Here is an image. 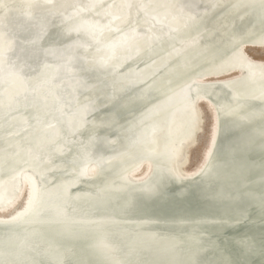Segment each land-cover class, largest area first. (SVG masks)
<instances>
[{"label":"bare ground","instance_id":"bare-ground-1","mask_svg":"<svg viewBox=\"0 0 264 264\" xmlns=\"http://www.w3.org/2000/svg\"><path fill=\"white\" fill-rule=\"evenodd\" d=\"M229 44L233 61L221 53ZM254 48L264 51V0H0V91L6 93L0 96V163L7 161L14 169L10 174L8 167L0 170V222L46 223L55 229L89 221L55 219L52 217L58 214L36 212L43 193L57 192L64 183L72 182L59 174L49 175V183L41 182L51 169L59 168L68 175V169L74 168L64 156L68 151L63 144L66 137L61 138L54 120L66 123L62 129L67 133L87 121L100 123L99 143L107 144L110 137L115 148L104 159L125 158L116 170L136 182L154 172L156 163L139 152L131 157L134 141L122 144L113 138L117 130L109 121L116 124L123 116L130 120L128 128L137 140L146 135L142 148L151 150L158 145L173 153L175 171L183 178L204 167L221 125L234 135L222 142L234 151L233 155L223 153L224 158L236 159L228 165L224 178L251 187L264 181V175L256 174L264 169V155L252 150L254 145L264 144L263 135L253 134L249 125L219 123V109H226V105L217 106L207 90L192 86L196 82H226L243 87L252 85L253 79H264V58L249 52ZM235 56L252 66L244 67ZM261 97L264 99V92ZM203 106L210 111L208 139L200 157L192 160L200 137L206 133ZM28 115L34 117L36 125L27 126ZM183 118L187 119L185 125ZM143 121L145 126L139 133ZM52 147L62 158L40 154L42 149L54 150ZM241 147H247L249 154ZM83 165L91 176L101 169L96 158ZM163 191L165 202L179 212L173 186L167 184ZM214 199L209 194L184 196L186 208L194 215L197 210L210 214L230 211ZM150 206L151 202L143 201L128 217L147 220L145 209ZM256 233L264 242V229ZM147 240L153 241V237ZM220 250L225 259L217 252L210 255L217 264H260L250 256L247 246L229 242ZM3 255L0 264H21L9 251ZM157 255L151 256L154 261L149 264H162V253ZM149 257L145 253L136 261L126 260L147 264Z\"/></svg>","mask_w":264,"mask_h":264},{"label":"water","instance_id":"water-1","mask_svg":"<svg viewBox=\"0 0 264 264\" xmlns=\"http://www.w3.org/2000/svg\"><path fill=\"white\" fill-rule=\"evenodd\" d=\"M230 45L221 53H226L229 60L233 61L234 53ZM235 60L246 68L252 66L245 58L235 56ZM261 70L264 72V68ZM22 75L27 78L24 73ZM252 81V85L246 83L243 87L226 82H196L192 86L207 90L210 93L209 98L217 106L226 105L224 110L219 106V123L234 121L244 126L249 125L253 134L260 133L264 137V99L261 97L264 92V79ZM5 94L4 90L0 91V96ZM108 95L112 96V93L108 92ZM62 99L65 110L66 97L63 96ZM126 119L122 116L116 124L115 121L108 122L117 130L113 138L121 140L122 144L134 141L131 144V157L138 152V155L152 157L156 163L155 171L141 182L133 181L120 170H116L125 158L121 159L124 161L115 159L109 162L104 159V155L113 153L115 148L110 137L106 139L109 144L99 143L98 135L102 128L100 123L87 121L67 133V130L62 129L66 123L54 120L61 138L66 137L63 144L68 151L64 156L73 162L70 163L74 168L68 169V175L67 171H59V168L51 169L46 176L43 175L41 182L49 183V175L59 174L61 177L66 175V179L75 183H64L57 192L51 190L43 193L36 212L44 216L58 214V217H52L55 219L77 217L91 222L62 224L55 229H50V225L46 223L26 224L16 220L0 222V258L4 259L3 251L6 250L10 252L12 259L21 264L24 259L25 264H129L126 259L132 258L136 261L142 254L148 253L149 264L154 261L151 256L156 257L161 252L162 264H217L210 258L211 253L217 252L225 259L220 250L221 245L234 242L249 247L250 256L254 255L260 264H264V242L256 233L257 230L264 229V181L260 180L255 187H251L233 184L224 178L229 172L228 165L236 159L224 158L223 153L233 155L234 151L222 142L226 138H234V135L220 125L204 167L192 177L183 178L175 171L173 153L157 144L154 145L158 147L151 150L142 148L146 135L137 140L128 128L130 120ZM181 121L185 125L187 119L183 118ZM153 123L157 124L155 118ZM26 124L34 126L37 121L32 115H28ZM144 126L143 121L139 133ZM185 127L189 128L187 125ZM21 135L19 132L18 137ZM152 139L156 143V135ZM53 149H42L40 154L45 157L55 156V160L62 158L63 155ZM252 150L264 155V144L254 145ZM241 151L249 154L247 147H241ZM70 156L74 160H70ZM91 158H96L101 165L96 176L89 175L83 165ZM261 161L264 162V157ZM4 162L0 163V170L8 167L7 173H12L14 169H11V164L7 162L4 165ZM256 174L264 175V169H258ZM167 184L173 186L178 200L176 202L180 205L177 213L164 200L163 186ZM217 189L220 190V195H217ZM187 193L213 195L214 201L220 207H230V211L221 210L210 214L197 210L194 215L185 206L184 196ZM143 201L152 203V206L145 209L148 219L135 221L130 217L138 211ZM144 232L150 234L149 237L141 235ZM152 237L153 241L147 242V238ZM163 238L167 239L162 242ZM245 259L246 256L241 257V260Z\"/></svg>","mask_w":264,"mask_h":264},{"label":"rangeland","instance_id":"rangeland-1","mask_svg":"<svg viewBox=\"0 0 264 264\" xmlns=\"http://www.w3.org/2000/svg\"><path fill=\"white\" fill-rule=\"evenodd\" d=\"M257 50V51H256ZM249 52L254 56V57H259V58H264V51L263 50H260V49H249ZM203 109H204V112H203V115H204V119H205V122H206V125H205V132L203 137H200V140L198 142V145H197V149H195L193 151V158L192 160H194L196 158H199L200 157V154H201V151L203 149V146L206 144L207 142V139H208V130H209V123H210V111L207 107L203 106ZM195 160V161H196Z\"/></svg>","mask_w":264,"mask_h":264}]
</instances>
